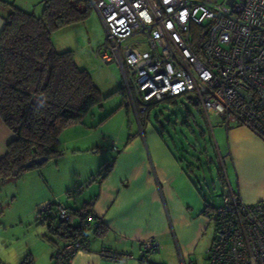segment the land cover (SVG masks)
I'll return each mask as SVG.
<instances>
[{"label": "built area", "instance_id": "obj_1", "mask_svg": "<svg viewBox=\"0 0 264 264\" xmlns=\"http://www.w3.org/2000/svg\"><path fill=\"white\" fill-rule=\"evenodd\" d=\"M89 1L105 32L95 56L119 69L125 106L137 122L149 107L186 95L198 101L208 123L214 116L264 140V0ZM56 216L70 226L77 219L63 206ZM78 216L93 218L86 209ZM210 220L214 238L206 264H264V201L245 204L224 181ZM142 246V257L161 249L153 238ZM88 247L87 240L67 243L53 262L69 264Z\"/></svg>", "mask_w": 264, "mask_h": 264}, {"label": "crops", "instance_id": "obj_2", "mask_svg": "<svg viewBox=\"0 0 264 264\" xmlns=\"http://www.w3.org/2000/svg\"><path fill=\"white\" fill-rule=\"evenodd\" d=\"M0 1L27 14L39 16L42 12L43 0ZM4 23L0 12V33ZM219 124L222 128L219 129V143L215 141V151L224 181L245 204L264 201V140L239 124H229L228 127L220 121ZM138 126L136 133L128 130L124 135L115 136L111 141L113 155L107 163L111 165L109 172L88 184L83 205L77 210L86 209L94 218L88 224L89 247L87 251L77 252L69 264H139L142 245L151 238L161 247L159 253L147 255L151 263L196 264L201 241L213 224L210 220L213 207L198 193L196 185L160 133L154 131L148 121L142 125L138 122ZM68 130L62 133L56 144L57 149L61 147L63 151L71 152L62 162L88 153L92 143L98 149L101 138L96 139V133L85 125ZM14 139L15 135L0 119V159ZM46 168L44 165L35 175L44 180L49 193L38 199L33 209L43 210L45 206L56 203L58 207L77 211L58 200L66 191L75 189L80 176L76 177L71 168L69 172L61 168L49 182L43 176L45 173V176H50ZM15 180L10 179L0 186L3 188ZM195 192L198 198L193 195ZM55 209L51 212L54 216ZM96 221L106 229L103 236L93 234ZM77 223L78 219L74 225ZM65 244L60 239L52 241V248L44 256L40 255L42 257L33 251L28 252V263L54 264V254ZM102 252H115L128 258L124 263L112 262L103 258ZM2 257L6 256H1L0 264H21L23 261L14 263ZM41 260L43 262H39ZM204 260L206 264V258Z\"/></svg>", "mask_w": 264, "mask_h": 264}, {"label": "trees", "instance_id": "obj_3", "mask_svg": "<svg viewBox=\"0 0 264 264\" xmlns=\"http://www.w3.org/2000/svg\"><path fill=\"white\" fill-rule=\"evenodd\" d=\"M0 12L5 22L0 33V119L15 135L0 159L1 184L26 172L39 170L48 162L60 158L62 152L56 144L62 133L82 124L94 108L101 106L103 96L90 74L78 68L72 53L57 52L52 43L53 33L84 22L90 16L93 8L89 0H43L39 16L0 1ZM117 93L124 100L123 90L119 89ZM180 98L203 114L198 101L192 96L164 101L176 104ZM123 106L126 107L125 103ZM160 135L196 185L199 181L196 172L205 170L201 152L192 148L190 142L186 144L178 139V144L172 142V145L162 132ZM214 153L218 181L223 190L222 168L216 151ZM39 158H46L47 161L24 168L27 163ZM110 168L111 165L105 164L97 178L104 177ZM206 169L209 170V167ZM54 207L58 205L52 203L47 209L38 210L36 221L40 220L42 225L47 226L50 235L66 244L88 241V224L94 218L87 221L85 217L78 216L81 209L72 211L66 208L78 219L77 225H66L51 214ZM87 214L91 212L87 211ZM105 231L102 223L96 221L93 234L103 236ZM47 241L52 244V241ZM28 261L25 259L21 264H29ZM139 264L154 263L148 260V256H141Z\"/></svg>", "mask_w": 264, "mask_h": 264}, {"label": "rangeland", "instance_id": "obj_4", "mask_svg": "<svg viewBox=\"0 0 264 264\" xmlns=\"http://www.w3.org/2000/svg\"><path fill=\"white\" fill-rule=\"evenodd\" d=\"M226 1L218 0L220 3ZM104 40V27L94 11L84 22L52 34L55 50L71 52L78 68L90 74L103 96L101 106L94 108L82 122V125L96 133V139L101 138L98 149H95L96 144L92 143L93 147H90L88 153H83L74 160L71 158L67 162H62L71 152L67 149L63 151L59 147L58 150L62 152L61 157L56 161L48 162L46 169L50 176H45L47 173L43 175L45 180L50 182L56 171L64 168L69 172L71 168L77 174L76 177L80 176L77 178L75 189L66 191L58 200L59 203L62 202L73 210L82 207L85 197L83 195L88 184L111 160L110 156L113 155L111 141L115 136L120 133L124 135L128 130L134 133L139 130L133 112L123 106L122 96L115 94L123 85L119 69L114 64L104 65L95 56V50ZM153 106L149 107L145 115H139V122L144 124L148 121L150 127L156 132H162L171 144L177 143L180 139L186 144L190 142L192 148L201 152L205 170L199 171L198 176L196 175L199 178L196 184L197 191L205 198L207 204L215 207L223 191L218 181L217 165L214 163L215 141L219 143V129L222 128L219 119L210 116L209 125L205 115L198 112L184 98L177 99L176 104L163 101ZM206 165L209 170L206 169ZM36 171L24 173L16 178L15 182L3 185V188L0 186V261L1 256H6L2 258H8L9 262L15 263L17 260L18 263L21 260L24 262L25 259H30L28 252L31 251L36 256L42 257L52 248L47 240L54 242L57 239L50 235L46 225H42L40 220L36 221L37 210L33 209L34 204L49 193L44 180L35 175ZM64 174L67 176L66 172ZM69 194H72L74 201L68 198ZM193 195L198 198L196 192ZM213 238L214 225L211 224L201 241L200 250L195 257L196 264H205V252L211 247Z\"/></svg>", "mask_w": 264, "mask_h": 264}, {"label": "water", "instance_id": "obj_5", "mask_svg": "<svg viewBox=\"0 0 264 264\" xmlns=\"http://www.w3.org/2000/svg\"><path fill=\"white\" fill-rule=\"evenodd\" d=\"M47 161L46 158H39V159H36L34 161H31L29 163H27L24 168L25 169H29L31 168L33 165H42L43 163H45Z\"/></svg>", "mask_w": 264, "mask_h": 264}]
</instances>
